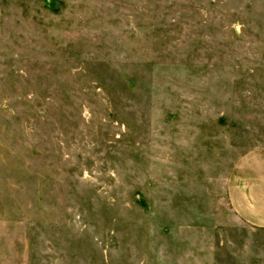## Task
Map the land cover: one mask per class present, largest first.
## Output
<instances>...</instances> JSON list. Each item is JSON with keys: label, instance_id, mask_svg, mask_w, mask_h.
Returning <instances> with one entry per match:
<instances>
[{"label": "rangeland", "instance_id": "1", "mask_svg": "<svg viewBox=\"0 0 264 264\" xmlns=\"http://www.w3.org/2000/svg\"><path fill=\"white\" fill-rule=\"evenodd\" d=\"M259 149L264 0H0V264H264Z\"/></svg>", "mask_w": 264, "mask_h": 264}, {"label": "crops", "instance_id": "2", "mask_svg": "<svg viewBox=\"0 0 264 264\" xmlns=\"http://www.w3.org/2000/svg\"><path fill=\"white\" fill-rule=\"evenodd\" d=\"M230 198L238 217L264 228V149L248 153L236 166Z\"/></svg>", "mask_w": 264, "mask_h": 264}]
</instances>
